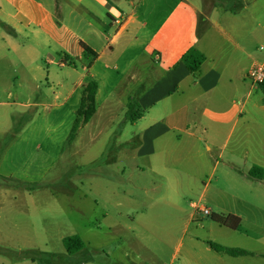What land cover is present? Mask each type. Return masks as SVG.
<instances>
[{
	"label": "crops",
	"instance_id": "crops-1",
	"mask_svg": "<svg viewBox=\"0 0 264 264\" xmlns=\"http://www.w3.org/2000/svg\"><path fill=\"white\" fill-rule=\"evenodd\" d=\"M223 1L201 24L204 0H0V65L13 70L8 79L1 73L0 88L36 83L30 73L38 44L49 64L53 56L61 66L74 54L88 57L91 79L82 83L81 103L96 82V106L119 101L126 108L132 100L143 111L135 121L122 117L106 153L145 174L146 193L165 185L174 203L194 192L206 202L191 203L190 223L206 207L211 225L220 228L206 231L202 220V231L188 226L176 264H264V208L255 201L264 199V180L249 176L253 166L264 170V92L248 77L253 65L264 63V0ZM193 47L206 57L195 74L182 61ZM55 80L48 72L47 85ZM15 117L7 111V129ZM158 207L183 215L163 202ZM211 243L249 255L220 253Z\"/></svg>",
	"mask_w": 264,
	"mask_h": 264
},
{
	"label": "rangeland",
	"instance_id": "rangeland-1",
	"mask_svg": "<svg viewBox=\"0 0 264 264\" xmlns=\"http://www.w3.org/2000/svg\"><path fill=\"white\" fill-rule=\"evenodd\" d=\"M204 1L201 24L211 7L225 3ZM38 46L41 53L32 59L30 73L36 83L0 88V132L6 133L0 137V176L6 178L0 179V264H39L40 260L45 264H176L179 240L186 245L192 230L202 231L199 221L206 231L220 228L200 211L190 223L191 203L206 202L194 192L174 203L165 185L146 193L145 186L151 185L148 177L126 158L106 153L115 144L127 106L119 101L113 106L99 103L95 117L84 123L78 111L82 83L91 79L88 57L74 54V60L67 58L69 64L61 66L53 56L54 63L49 64L47 49ZM12 72L0 65L5 79ZM48 72L56 79L54 85H47ZM71 90L74 95L67 100ZM8 110L31 117L16 140L21 131L9 139L14 124L7 129ZM77 119L78 137L70 144ZM112 130L115 137L107 140ZM15 182L42 187L30 191L15 187ZM255 201L264 208L262 196ZM161 202L183 215L159 208ZM188 226L190 232H184ZM72 235H79L86 247L69 255L63 238Z\"/></svg>",
	"mask_w": 264,
	"mask_h": 264
},
{
	"label": "trees",
	"instance_id": "trees-1",
	"mask_svg": "<svg viewBox=\"0 0 264 264\" xmlns=\"http://www.w3.org/2000/svg\"><path fill=\"white\" fill-rule=\"evenodd\" d=\"M1 25L8 30L7 26H5L3 24H1ZM81 45H82L83 49L85 50V53L87 56H91L93 58H96L97 54H95V52H93L85 44H81ZM205 60H206L205 55L195 47L189 49L183 55V58H182V61L185 64V66L187 67V69L193 74L197 73L201 69ZM259 86L264 92V84H261ZM97 89H98V84L96 82H91L87 86V88L85 89L83 100H82V105L80 107V110L78 111V115H80V113L84 115V117H85L84 123H88L92 119V117L94 116V114L96 112L95 97H96ZM86 97H88V100L86 99ZM87 101L89 103V106H88V108H85V104ZM142 115H143V111L141 110L139 105L136 102L130 100V102L127 106V111L125 113V120L135 121L136 119L140 118ZM22 116L18 117V118L17 117L14 118V121H13L14 125L12 128L11 134L9 135V139L21 131L22 124H26L27 122H29L31 120V117L26 118V117H24V115H22ZM23 118H26V119H23ZM17 120L21 121L22 123H20L19 121L17 122ZM78 123L79 122L77 119L75 124H74V127L72 129V132L69 136V143L70 144L75 140L76 133L78 132V129L80 127ZM1 152L2 151H0V153ZM249 176L252 177L253 179L263 181L264 180V170L261 167L253 166L252 169L250 170ZM0 179L6 180V178H3L1 176H0ZM5 183H8V181ZM14 186L17 188H25V189H28L30 191H33L39 187H42L41 184H35V183L34 184H26L23 182H15ZM213 220L220 223V224L225 223V218H222L219 216L213 217ZM63 245H64L66 252L69 255H74L86 247L85 241L79 235H72V236H67V237L63 238ZM211 246L217 252L227 253V254L234 256V257L249 255V253L243 249L226 248V247H222V246H219V245L213 244V243H211ZM38 263L39 264H45V261L40 260Z\"/></svg>",
	"mask_w": 264,
	"mask_h": 264
},
{
	"label": "built area",
	"instance_id": "built-area-1",
	"mask_svg": "<svg viewBox=\"0 0 264 264\" xmlns=\"http://www.w3.org/2000/svg\"><path fill=\"white\" fill-rule=\"evenodd\" d=\"M248 77L255 85L264 84V63H257L251 67L248 72ZM201 212L204 216H210L211 211L206 208L202 207Z\"/></svg>",
	"mask_w": 264,
	"mask_h": 264
}]
</instances>
